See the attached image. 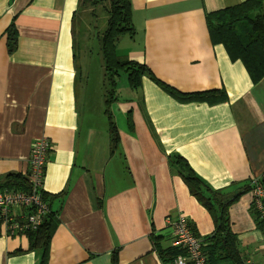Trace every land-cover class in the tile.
Masks as SVG:
<instances>
[{"label": "crops", "instance_id": "obj_1", "mask_svg": "<svg viewBox=\"0 0 264 264\" xmlns=\"http://www.w3.org/2000/svg\"><path fill=\"white\" fill-rule=\"evenodd\" d=\"M245 1L130 0L134 34L117 41L116 55L181 93L223 90L227 100L179 102L148 76L138 89L126 84L120 91V75L110 105L118 134L112 149L104 78L103 113L92 111L86 83L77 89L81 46L74 25L95 7L81 0H0V178L25 176L31 144L49 140L42 191L55 224L47 264H112L113 256L116 264H163L153 244L171 246L170 223L178 215L199 239L210 235L213 219L171 166L174 155L212 189L231 194L264 172V77L253 84L243 64L211 41L205 20ZM11 23L16 46L9 53ZM86 40L79 51L85 76ZM252 201L244 192L229 206L230 228L247 264H264ZM39 259L27 237H7L0 226V264Z\"/></svg>", "mask_w": 264, "mask_h": 264}, {"label": "trees", "instance_id": "obj_2", "mask_svg": "<svg viewBox=\"0 0 264 264\" xmlns=\"http://www.w3.org/2000/svg\"><path fill=\"white\" fill-rule=\"evenodd\" d=\"M81 2L91 7L100 5L106 13L105 29L99 36V43L104 70L105 115L108 120L112 149L117 144L118 134L109 112V106L115 101L116 78L121 74L126 76L127 85L131 90L138 89L141 78L148 76L162 91L183 103L199 102L214 105L227 100L223 90L181 93L154 79L143 64L121 59L116 55L117 41L124 36L134 34L130 0H81ZM205 20L211 41L222 44L231 60H239L243 64L253 84L259 82L264 77V0H247L236 6L208 13ZM5 37L7 51L11 53L16 46V31L12 23L5 30ZM170 164L182 178L189 194L210 213L213 219V232L201 239L206 263L247 264V259L240 251L237 237L231 231L228 208L242 193L251 192L252 181L243 191L231 194L227 191L212 189L179 155H174ZM258 184L264 187V178H260ZM5 189L21 192L30 190L26 176L20 174H8L0 178V191ZM40 197L43 202L47 203L48 197L43 191ZM262 209L263 212L258 211L254 200L252 201L251 217L257 230L264 235V200ZM54 224L55 213L49 210L40 226L26 233L29 248L40 252L38 264H47L48 246ZM153 246L163 264L171 262L174 257L183 253L180 248L176 247L170 246L162 250L155 243ZM112 264H116L115 256H113Z\"/></svg>", "mask_w": 264, "mask_h": 264}, {"label": "built area", "instance_id": "obj_3", "mask_svg": "<svg viewBox=\"0 0 264 264\" xmlns=\"http://www.w3.org/2000/svg\"><path fill=\"white\" fill-rule=\"evenodd\" d=\"M50 150L51 143L42 137L31 144L28 170L25 174L30 188L28 192L7 189L0 191V226L7 237H26L28 231L36 230L40 226L43 217L49 212L40 193ZM260 178H264V172L252 180L251 194L256 209L263 212L264 187L258 184ZM170 227L171 247L180 248L183 253L167 264H207L202 241L193 234L187 218L178 215L170 223Z\"/></svg>", "mask_w": 264, "mask_h": 264}, {"label": "rangeland", "instance_id": "obj_4", "mask_svg": "<svg viewBox=\"0 0 264 264\" xmlns=\"http://www.w3.org/2000/svg\"><path fill=\"white\" fill-rule=\"evenodd\" d=\"M93 9L94 13L93 15L88 17V14L85 13V16L79 15L76 23L74 25L75 28V43L77 42L76 46H81V48H76V51L78 49L77 58H76V67H77V89L81 92H83V87L86 83L87 88V94H86V100L89 99L90 106H92V111L96 109V111H100L103 113V86H102V78H103V70H102V60L99 55V46L97 41V36L100 35L104 28H105V22H106V13L104 12L103 8L98 5L94 6ZM84 23L85 28H84ZM87 31L88 35H83L82 38V31ZM85 32V31H84ZM89 36V37H88ZM86 37L88 40H86ZM127 38V37H125ZM89 43V54H91V58L87 60V63H89L87 67V71H85L87 74L85 76L83 72V62H82V56L79 51L82 50L83 41ZM126 76L124 74H121L119 77L118 82V90L121 91L123 89V86H126ZM77 90V91H78ZM82 94V93H81ZM105 108V107H104ZM111 111V107L109 106V112ZM113 119V117H112ZM114 120L118 122L120 125L123 124V120H121L119 114L117 112L114 113ZM103 121V120H102Z\"/></svg>", "mask_w": 264, "mask_h": 264}]
</instances>
